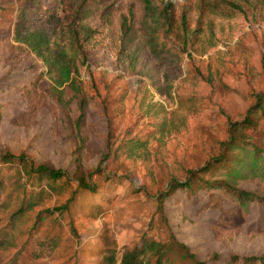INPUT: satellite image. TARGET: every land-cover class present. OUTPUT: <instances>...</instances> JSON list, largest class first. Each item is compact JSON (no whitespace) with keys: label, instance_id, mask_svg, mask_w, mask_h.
Instances as JSON below:
<instances>
[{"label":"rangeland","instance_id":"374dc122","mask_svg":"<svg viewBox=\"0 0 264 264\" xmlns=\"http://www.w3.org/2000/svg\"><path fill=\"white\" fill-rule=\"evenodd\" d=\"M29 1L0 0V155L22 154L35 165L61 170L68 188L12 226L8 215L15 207L0 213V264H99L107 244L121 251L172 238L205 264H245L264 255V204H250L241 219L227 214L234 203L221 190L164 196L171 182L183 181L187 171L218 155L230 124L248 117L255 96L264 92V3L246 0L244 14L233 19L210 17V31L201 22L202 33L185 52L172 41L176 58L166 59L164 74L143 47L138 1L103 0L105 10L88 22L95 40L79 95L66 88L62 103L51 94L42 64L12 41L15 12ZM80 1L60 2L63 23ZM178 2L177 14L192 9L194 28L195 0ZM127 40L137 48L136 64L128 60L130 50L119 53ZM143 69L161 83L164 95ZM83 100L85 124L79 128ZM159 116L173 123L166 134L155 130ZM242 134L259 140L264 122ZM81 176L96 184L97 194L77 193ZM238 188L258 191L246 182ZM71 197L67 210L56 209Z\"/></svg>","mask_w":264,"mask_h":264},{"label":"trees","instance_id":"16d2710c","mask_svg":"<svg viewBox=\"0 0 264 264\" xmlns=\"http://www.w3.org/2000/svg\"><path fill=\"white\" fill-rule=\"evenodd\" d=\"M43 1L49 2V5H43L42 0H30L16 10L12 41L26 47L42 64L46 69L44 75L51 82V94L64 103L63 93L66 88L72 90L76 97L79 95L81 70L86 67L87 50L95 40V30L88 26V22L96 13L105 9L102 5L103 0L91 2L81 0L78 5L73 6L68 21L63 23L57 15L60 2L63 3V0ZM137 1L143 12L141 20L143 47L152 52L158 62L157 66L165 68L166 59H169L170 63L176 58L172 41H177L176 46L183 52L187 51L190 43L202 33L199 27L201 22L205 21L207 30L210 31V17L233 19L242 16L246 0H195L194 28L190 27L191 8H182L177 14L178 0ZM248 1L264 3V0ZM128 50L132 52V55H128L129 62L138 63L137 48L132 49L129 40L124 41L119 53ZM166 71L167 68L164 74ZM142 75H145L144 78L160 96L164 95L161 83L154 76L144 74V69ZM84 103V100L78 103L76 123L79 128L85 124ZM150 105L158 107L160 115H167L162 105L157 103ZM248 114L249 116L241 122L230 124L228 139L222 143L218 155L211 157L200 167L187 171L183 181L171 182L164 196L176 191L190 195L200 190L206 192L221 190L234 203V209L227 214L237 215L241 219L246 218L250 204H264V134L256 141H250L251 137L242 134L245 130L255 129L258 121L264 122V92L255 96L254 104L248 109ZM1 115L0 108V121ZM164 116L158 117L159 121L155 129L160 134H166L168 128L173 126L172 122L168 124ZM78 130L75 129L76 136ZM134 143L131 142V146H128L129 157L136 155L137 149ZM140 145L144 146V144ZM11 181H14L12 189L7 191ZM75 181L76 190H79L77 193L97 194L96 184L86 182L83 176L76 178ZM240 182L255 184L258 191L241 190L238 188ZM67 188V178L61 170L35 165L22 154L0 155V213L9 212L15 207L8 215L11 226L21 221L34 208L39 207L44 199L50 195L59 196ZM72 201L73 197L68 199L62 208L56 209L67 210V205ZM253 261L264 264V255L246 259L245 264H253ZM99 264L205 263L197 261L187 246L172 238L169 243L144 241L138 248L121 251L107 244L101 251Z\"/></svg>","mask_w":264,"mask_h":264}]
</instances>
